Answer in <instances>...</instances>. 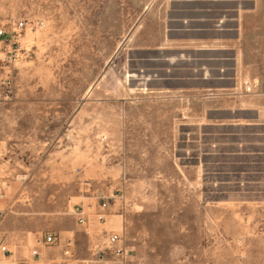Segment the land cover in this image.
Masks as SVG:
<instances>
[{
	"label": "rangeland",
	"instance_id": "1",
	"mask_svg": "<svg viewBox=\"0 0 264 264\" xmlns=\"http://www.w3.org/2000/svg\"><path fill=\"white\" fill-rule=\"evenodd\" d=\"M248 2L241 71L191 96L174 89L176 0H0L2 229L78 230L102 187L120 195L96 226L127 246L108 264H264V0Z\"/></svg>",
	"mask_w": 264,
	"mask_h": 264
},
{
	"label": "crops",
	"instance_id": "2",
	"mask_svg": "<svg viewBox=\"0 0 264 264\" xmlns=\"http://www.w3.org/2000/svg\"><path fill=\"white\" fill-rule=\"evenodd\" d=\"M248 1L176 0L171 8H167L166 16L170 28L168 31L171 32L168 38L169 41L175 42L177 51L174 76V89L177 94L190 90V95L193 96L196 89L200 88L214 87L219 92L229 88L231 76L241 71L238 66L242 56V29L248 14L256 8L255 2L248 5ZM173 35L174 39H170ZM171 58L172 56H169L167 60L170 61ZM232 58L237 60L233 70L230 64ZM178 106L180 99L176 102V107ZM74 219L76 221L75 215ZM2 225L3 222H0V244H7L23 264H82L92 256V238L86 235L84 228L79 224L78 230H67L64 233L54 231L59 234V241L54 245L42 247L40 256L35 259L31 258L30 252L36 244V239L33 244H29L26 237L16 242L2 229ZM50 231L53 230L46 232ZM69 238L73 239L72 255L66 256L64 250ZM3 258L0 253V260Z\"/></svg>",
	"mask_w": 264,
	"mask_h": 264
},
{
	"label": "built area",
	"instance_id": "3",
	"mask_svg": "<svg viewBox=\"0 0 264 264\" xmlns=\"http://www.w3.org/2000/svg\"><path fill=\"white\" fill-rule=\"evenodd\" d=\"M12 29L11 38L9 42L16 43L19 40L21 31L26 27L24 21L15 23ZM6 29L0 27V36L6 35ZM84 184L90 187V182L85 181ZM91 190V188H89ZM93 196L96 200V205H88L90 210H87L85 204H78L74 207L72 213L76 216L77 224L84 228L87 236L92 238L91 253L92 256L85 260L82 264H108L110 258H116L122 261L127 256V246L123 235L117 231L109 230L107 228H98L96 222L99 224L107 223V216L117 208V200L119 198L118 190H108L102 187L93 189ZM5 196L2 187H0V199ZM2 212L0 211V220ZM59 241V234L54 231L46 232L42 236L36 238V244L30 252L32 259L40 256L41 248L44 246H51ZM72 242L73 239L67 240V248L64 250V255H72ZM0 253L4 256L0 260V264H23L15 256L14 251L8 247L7 244H0Z\"/></svg>",
	"mask_w": 264,
	"mask_h": 264
},
{
	"label": "bare ground",
	"instance_id": "4",
	"mask_svg": "<svg viewBox=\"0 0 264 264\" xmlns=\"http://www.w3.org/2000/svg\"><path fill=\"white\" fill-rule=\"evenodd\" d=\"M130 75H131V73H129V75H128V76H130ZM127 79H128V78H127ZM145 89H147V88H146V86H143V87H142V90H144V91H145Z\"/></svg>",
	"mask_w": 264,
	"mask_h": 264
}]
</instances>
